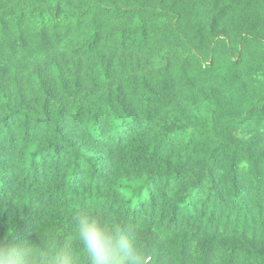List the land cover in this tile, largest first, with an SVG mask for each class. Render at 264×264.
Instances as JSON below:
<instances>
[{"label": "trees", "instance_id": "16d2710c", "mask_svg": "<svg viewBox=\"0 0 264 264\" xmlns=\"http://www.w3.org/2000/svg\"><path fill=\"white\" fill-rule=\"evenodd\" d=\"M82 207L144 264H264V0H0V237L86 260Z\"/></svg>", "mask_w": 264, "mask_h": 264}, {"label": "clouds", "instance_id": "9594fccd", "mask_svg": "<svg viewBox=\"0 0 264 264\" xmlns=\"http://www.w3.org/2000/svg\"><path fill=\"white\" fill-rule=\"evenodd\" d=\"M72 231L86 260L69 244L48 234L37 243L0 237V264H144L142 245L134 229L82 207L73 217ZM11 235V230H9Z\"/></svg>", "mask_w": 264, "mask_h": 264}]
</instances>
